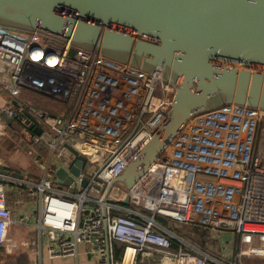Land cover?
I'll list each match as a JSON object with an SVG mask.
<instances>
[{
  "label": "built area",
  "instance_id": "built-area-1",
  "mask_svg": "<svg viewBox=\"0 0 264 264\" xmlns=\"http://www.w3.org/2000/svg\"><path fill=\"white\" fill-rule=\"evenodd\" d=\"M0 60L10 66L9 78L0 79V88L10 96L0 114L18 119L27 130L32 123L23 121L19 110L25 108L52 135L48 145L44 142L48 157L37 159L34 150L28 151L44 170L40 177L0 173V247L10 225L22 223L13 219L6 202L10 183L27 186V196L36 195L31 226L37 230V264H42V248L52 259L76 256L80 245L95 264H135L140 251L174 257L175 264H245L242 255H264V108L231 102L194 113L169 151L131 187L117 183L106 194L110 180L167 119L175 86L163 79L161 68L145 70L41 28L3 24ZM27 93L60 108L38 106ZM42 132L30 134L32 143L42 141ZM61 141L85 157L68 185L48 174L52 157L62 153ZM156 216L200 225L212 237L230 231L247 247L229 252L221 243L213 252L202 250ZM171 237L177 249L170 247ZM116 242L123 243L120 257L115 256Z\"/></svg>",
  "mask_w": 264,
  "mask_h": 264
},
{
  "label": "water",
  "instance_id": "water-1",
  "mask_svg": "<svg viewBox=\"0 0 264 264\" xmlns=\"http://www.w3.org/2000/svg\"><path fill=\"white\" fill-rule=\"evenodd\" d=\"M0 24L41 28L145 70L158 66L175 86L167 119L106 194L117 183L131 187L194 113L231 102L264 108V0H0ZM41 140L48 145L52 135L44 131ZM60 143L56 182L68 185L85 157ZM0 173L22 176L1 167Z\"/></svg>",
  "mask_w": 264,
  "mask_h": 264
},
{
  "label": "rangeland",
  "instance_id": "rangeland-1",
  "mask_svg": "<svg viewBox=\"0 0 264 264\" xmlns=\"http://www.w3.org/2000/svg\"><path fill=\"white\" fill-rule=\"evenodd\" d=\"M27 96L31 98L33 101H37L39 103V100L45 101L42 97L27 93ZM36 102V103H37ZM48 104L42 105L45 108L53 109L57 107L55 104L54 107L52 104H50L48 101H46ZM37 103V104H38ZM50 106V107H49ZM37 118V117H36ZM38 123L43 125L42 121L37 118ZM44 126V125H43ZM13 130V129H11ZM19 130L23 132L19 133ZM19 127L18 129L14 130L12 133L23 135L25 138L29 136V131L24 133V128ZM26 131V130H25ZM29 132V133H28ZM36 149L31 146V150ZM38 151L39 156L42 158L46 157L48 153L42 154L39 149H36ZM61 164L59 160H57L55 157L52 158V164L51 168L58 167ZM50 176L52 175L51 170L48 173ZM26 178L28 176L25 175ZM31 179V178H29ZM28 195V187L23 184H6L5 186V198L8 206L10 207L12 211V216L14 220H17L21 215L23 216V222L25 223H17L13 222L9 227L8 232V243H11L12 246H10V250L7 249V244L0 247V264H26V262H23L24 259H31V261L34 260V264L37 258V251H38V237H37V230L34 226H31L33 222L36 221L37 216V210L35 208L36 205V195L33 196H27ZM119 195H121V192H119ZM37 206V205H36ZM29 207V209H27ZM20 208L23 209L27 213V216H25L24 213H20ZM138 210H141L140 207H137ZM29 223V224H28ZM171 224H175L174 230L183 228L186 231L189 230V232L195 233L194 226L187 225L184 222L176 221L174 222L171 220ZM21 230V232H19ZM178 231V230H176ZM189 233H186V240H196L197 237H195V234L191 235ZM191 242V241H190ZM202 242L205 243V246H208L211 249L217 250L221 248V243H224V248L229 249V252H235L236 250H239V248H246L247 245L242 244L239 240V238H236L234 233H231L230 231H225L220 236L212 237L211 234L205 233V237L202 238ZM199 243V242H198ZM204 246V247H205ZM203 247V246H202ZM137 259V258H136ZM242 260L245 264H264V255H242ZM27 261V260H26ZM44 264H49L48 260H44Z\"/></svg>",
  "mask_w": 264,
  "mask_h": 264
},
{
  "label": "crops",
  "instance_id": "crops-1",
  "mask_svg": "<svg viewBox=\"0 0 264 264\" xmlns=\"http://www.w3.org/2000/svg\"><path fill=\"white\" fill-rule=\"evenodd\" d=\"M10 66L7 62L0 60V79L7 80L9 78ZM10 99L9 94L0 88V107L5 105L8 100ZM37 102V101H36ZM38 103V102H37ZM50 104L54 107L53 104L56 103L49 101ZM42 104L43 106L48 104L46 101L39 100V103L36 104L38 106ZM57 107L55 110H58L60 107ZM50 107V106H49ZM22 108L19 107L20 112L22 113L23 117L22 120L26 121L28 124L32 123V120L22 112ZM34 126H38L42 130L45 131V127L39 123H33ZM29 126V125H28ZM19 127L24 128V133L27 132L26 128L23 124H20V121L17 120H9L4 114H0V167L6 168L9 172L11 171H18L22 174L24 178L25 175L31 179H37L40 177L44 170L39 167L37 164L36 157L32 156L28 151L31 149V143H29L28 139H30V134L27 138L23 135L12 133L14 130L18 129ZM13 129V130H11ZM26 130V131H25ZM12 131V132H11ZM19 130V133H22ZM34 134H37L33 132ZM35 151L34 155L37 156V159H42L41 156H38V151ZM48 153L50 154V149H48ZM48 155V154H47ZM48 157V156H47ZM53 158V157H52ZM47 159V158H46ZM50 167L52 164V159L50 161ZM57 168V167H56ZM56 168H51L52 176L55 175ZM55 175V181H56ZM22 209L20 210V213ZM22 223L23 217H19ZM164 223L163 226L169 228L173 233L177 234L172 227L176 226L175 224H171L170 219H163ZM176 222V221H174ZM20 223V224H22ZM21 232V230L19 231ZM178 235V234H177ZM10 240V238H8ZM7 240V241H8ZM7 249L10 250L11 243L6 242ZM86 246L80 245L79 252L76 256H64V257H54L52 259L48 258L44 248H42V264H44V260H48L49 264H95V259L92 255L85 252ZM27 260V261H26ZM24 259L23 262L26 264H34V260L31 259ZM38 256L36 258L35 264H37ZM135 264H175L174 257L166 256L161 253L157 252H148V251H140Z\"/></svg>",
  "mask_w": 264,
  "mask_h": 264
},
{
  "label": "trees",
  "instance_id": "trees-1",
  "mask_svg": "<svg viewBox=\"0 0 264 264\" xmlns=\"http://www.w3.org/2000/svg\"><path fill=\"white\" fill-rule=\"evenodd\" d=\"M37 95V94H36ZM38 96H40V97H42L43 99H45V101H50V100H48V99H46L45 97H43V96H41V95H38ZM32 100V99H31ZM34 103H36V101H34ZM37 104V103H36ZM33 127H34V124H32V125H29L28 127H27V130L29 131V132H31L32 134H33ZM28 141H29V143H31V146L33 145V147L34 148H36V149H39L40 151H41V153L42 154H46V153H48V147H47V145L44 143V142H42V141H37V142H34V143H32L33 141L32 140H29L28 139ZM119 213H123L122 211H118ZM155 220L156 221H158V222H160V223H164V221H163V218H161V217H158V216H156L155 217ZM187 224V223H186ZM188 225V224H187ZM189 225H192V226H194V231H195V233H190L189 232V230H185V229H183V228H180V229H176V230H178V231H176V230H174V227H172V229L178 234V235H180L181 237H183L184 239L186 238V236H184V235H186V233H189V234H191V235H193V234H195V237H197V241L196 240H190L191 241V243H193V244H195V246H197V247H199L200 249H202V250H205V251H211V252H213L214 251V249H211V248H209L208 246H205V243H203L202 242V238L203 237H205V233H208L209 234V231H208V229L207 228H204V227H202V226H200V225H196V224H189ZM187 239V238H186ZM199 242V243H198ZM203 246V247H202ZM205 246V247H204ZM170 247L172 248V249H177L178 248V241L175 239V238H173V237H171L170 238ZM122 249H123V243H118V242H116L115 244H114V251H115V256L116 257H120V255H121V252H122Z\"/></svg>",
  "mask_w": 264,
  "mask_h": 264
},
{
  "label": "bare ground",
  "instance_id": "bare-ground-1",
  "mask_svg": "<svg viewBox=\"0 0 264 264\" xmlns=\"http://www.w3.org/2000/svg\"><path fill=\"white\" fill-rule=\"evenodd\" d=\"M169 149H170V146L167 147L166 151L167 150L169 151ZM249 251H257V250L256 249H254V250L251 249ZM130 255H131V249L127 250V252L125 253V255H124L125 260H128L130 258Z\"/></svg>",
  "mask_w": 264,
  "mask_h": 264
}]
</instances>
